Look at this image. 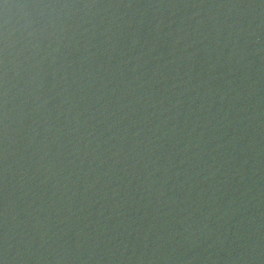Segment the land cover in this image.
<instances>
[{
  "label": "water",
  "instance_id": "water-1",
  "mask_svg": "<svg viewBox=\"0 0 264 264\" xmlns=\"http://www.w3.org/2000/svg\"><path fill=\"white\" fill-rule=\"evenodd\" d=\"M0 264H264V0H0Z\"/></svg>",
  "mask_w": 264,
  "mask_h": 264
}]
</instances>
